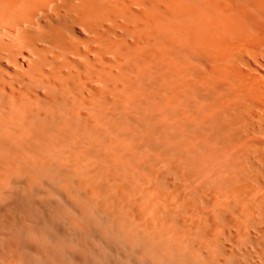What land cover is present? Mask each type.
Masks as SVG:
<instances>
[{
  "label": "bare ground",
  "instance_id": "obj_1",
  "mask_svg": "<svg viewBox=\"0 0 264 264\" xmlns=\"http://www.w3.org/2000/svg\"><path fill=\"white\" fill-rule=\"evenodd\" d=\"M0 264H264V0H0Z\"/></svg>",
  "mask_w": 264,
  "mask_h": 264
},
{
  "label": "rangeland",
  "instance_id": "obj_2",
  "mask_svg": "<svg viewBox=\"0 0 264 264\" xmlns=\"http://www.w3.org/2000/svg\"><path fill=\"white\" fill-rule=\"evenodd\" d=\"M204 26V25H203ZM202 28V27H201Z\"/></svg>",
  "mask_w": 264,
  "mask_h": 264
}]
</instances>
